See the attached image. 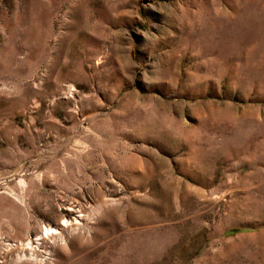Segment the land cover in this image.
I'll list each match as a JSON object with an SVG mask.
<instances>
[{"label": "rangeland", "instance_id": "obj_1", "mask_svg": "<svg viewBox=\"0 0 264 264\" xmlns=\"http://www.w3.org/2000/svg\"><path fill=\"white\" fill-rule=\"evenodd\" d=\"M0 264H264V0H0Z\"/></svg>", "mask_w": 264, "mask_h": 264}, {"label": "bare ground", "instance_id": "obj_2", "mask_svg": "<svg viewBox=\"0 0 264 264\" xmlns=\"http://www.w3.org/2000/svg\"><path fill=\"white\" fill-rule=\"evenodd\" d=\"M53 230L54 229H46L45 231H44V233L43 234H41V237L40 238H38V239H36V240H38V241H41V240H43L44 239V237H48L50 234H53ZM55 232H57V231H55Z\"/></svg>", "mask_w": 264, "mask_h": 264}]
</instances>
